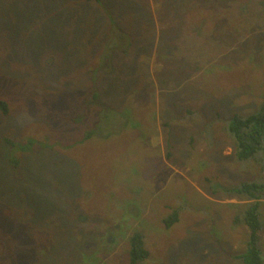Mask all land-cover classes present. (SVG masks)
Returning a JSON list of instances; mask_svg holds the SVG:
<instances>
[{"label": "rangeland", "instance_id": "rangeland-1", "mask_svg": "<svg viewBox=\"0 0 264 264\" xmlns=\"http://www.w3.org/2000/svg\"><path fill=\"white\" fill-rule=\"evenodd\" d=\"M0 99V264H243L264 0H0Z\"/></svg>", "mask_w": 264, "mask_h": 264}, {"label": "trees", "instance_id": "trees-1", "mask_svg": "<svg viewBox=\"0 0 264 264\" xmlns=\"http://www.w3.org/2000/svg\"><path fill=\"white\" fill-rule=\"evenodd\" d=\"M8 110L7 103L0 99V111L7 114ZM226 132L233 141L237 159H254L260 163L261 171H264V100L250 113L233 114L228 120ZM227 190L248 201L241 214L233 221L234 223L243 222L248 229L246 248L238 257L243 264H263L259 233L261 231L260 199H262V191L264 190V180L261 182H243L239 186ZM178 219V211L175 210L164 219L165 227L169 228ZM129 242L130 263L138 264L144 261L149 255L145 247L144 234L141 232L132 233Z\"/></svg>", "mask_w": 264, "mask_h": 264}, {"label": "crops", "instance_id": "crops-1", "mask_svg": "<svg viewBox=\"0 0 264 264\" xmlns=\"http://www.w3.org/2000/svg\"><path fill=\"white\" fill-rule=\"evenodd\" d=\"M261 202L263 203V202H264V200H261Z\"/></svg>", "mask_w": 264, "mask_h": 264}]
</instances>
